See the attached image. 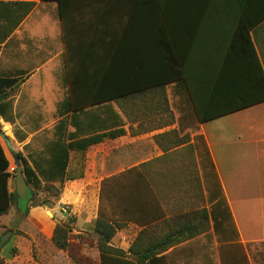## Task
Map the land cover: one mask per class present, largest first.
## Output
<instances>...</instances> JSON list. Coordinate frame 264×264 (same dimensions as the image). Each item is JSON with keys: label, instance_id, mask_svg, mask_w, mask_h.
<instances>
[{"label": "crops", "instance_id": "crops-1", "mask_svg": "<svg viewBox=\"0 0 264 264\" xmlns=\"http://www.w3.org/2000/svg\"><path fill=\"white\" fill-rule=\"evenodd\" d=\"M195 15L196 28L191 33L189 18ZM245 29H249L253 50L264 68V0H207L206 4L201 0V12L173 11L166 13L164 19L152 0H0V76L17 79L9 120L0 118L2 133L10 143L12 137L23 146L39 136L42 144L39 158H45V148L59 137L58 121L73 114L68 97L70 83L78 81L76 74L82 69L92 71L96 66L102 67L111 53L117 50L124 54V47L130 43L141 51L138 53L142 69L150 62L145 63L142 54L157 53L158 38H162L175 48L185 67L196 68L199 83L201 55L209 53H213V66L227 70L234 81L240 83V73H245L242 84L256 80L255 59L246 42ZM190 35L195 39L192 47L186 49ZM145 73L141 71L138 81H152ZM110 106L112 109L105 105L85 108L88 115L80 114L77 119L80 133L87 128L98 135L123 131L88 146L116 145L125 151L115 162L133 163L110 173L102 181L128 169L134 170L113 179L106 188L107 184H102L100 192L71 191L70 186H66L53 208L31 207L27 217L51 229L45 243L52 244L54 227L63 221V205L75 217L72 232L94 235L93 226L102 198L106 201L104 210L109 212L106 215L116 218V197L122 184L141 176L148 180L162 208L152 207L153 214L163 210L168 217L201 208V178L207 189L201 143L208 151L239 241H264V235L245 238L239 230L241 227L264 229V102L199 122L183 85L173 81L136 93L124 99L121 106L113 102ZM112 111L117 117H112L111 121L120 123L111 128ZM47 117H54L53 124H47ZM20 118L21 124L18 123ZM15 125L20 131L14 129ZM75 130V126L66 124L64 138ZM1 146L3 148L2 143ZM73 152H70V160ZM5 156L8 159L6 153ZM9 171L12 172L10 162ZM15 177L16 172L9 178L10 191H15ZM13 208L21 212L15 206L9 212ZM55 209L62 215L56 216ZM9 212L0 215V219ZM0 229H3L2 224ZM140 229L128 222L115 233L111 242L127 249ZM175 247L164 254L168 255ZM84 250L99 264L96 247ZM58 254L70 260L65 251L56 249L54 255L45 258L44 264H56Z\"/></svg>", "mask_w": 264, "mask_h": 264}, {"label": "trees", "instance_id": "trees-1", "mask_svg": "<svg viewBox=\"0 0 264 264\" xmlns=\"http://www.w3.org/2000/svg\"><path fill=\"white\" fill-rule=\"evenodd\" d=\"M152 1L162 19L166 13L173 11L191 14L201 12V0ZM206 2L207 0H204V4ZM29 7H31L30 4L27 5L28 9ZM196 19V15L191 20L189 18L188 28L191 33L195 31ZM251 26L250 24L248 28ZM245 30V39L252 51L256 66L254 73L256 80L245 84H242L245 73H240L241 81L238 83L230 77L227 70L216 69L212 62L213 53L201 55L203 60L201 61V83H199L196 68L185 67L183 61L179 59L178 53L174 51L175 48L162 41V38H158V48L155 49L157 53L142 54L144 62L150 60L148 67L145 65L144 69L139 66L140 54L138 52L141 51L135 45L133 46V43L124 47V54L117 50L111 53L102 67L96 66L92 71L82 69L76 74L78 81L69 85L68 106L74 108L73 114L58 121L59 137L45 148L46 157L39 158L30 164L20 152H17L25 182L36 191H41L44 194L43 198L29 201L30 196L19 198L16 191L9 190L8 181L9 178L14 177L16 169H13L12 172L9 171V161L0 143V215L7 214L13 206L24 212V215L31 207H53L60 199V188L64 181L73 180L67 175L70 152H85L88 146L99 142L103 137L113 138L123 132L119 129L98 135L90 133V129L87 128L88 130L81 129L80 133V123L77 119L80 114L88 115L85 108L105 105L112 109L110 106L112 102L121 106L124 99L132 97L136 93L173 81L183 85L199 122H207L264 102V68L253 50L248 35L249 29ZM194 39V35H190L186 49L192 47ZM141 71H145V75L152 77V81H138ZM151 72L153 74H150ZM233 76L237 79L236 74ZM80 79L86 82H81ZM16 88V78L0 76V118L6 121L9 120L8 113L12 107L11 96ZM112 117H117L113 111L109 119L110 127L119 126L120 122L111 121ZM68 123L75 126L76 130L73 133H68L64 138L63 127ZM104 127H106V120H104ZM0 134H2L1 124ZM79 136L83 137L79 138ZM201 152L209 206L175 213L168 217H165L163 210L159 214H153L151 208H160L161 205L148 180L141 176L124 182L116 197L118 216L116 218L108 216L99 210L94 222L93 245L89 246L96 247L98 250L99 264H166L167 254L164 252L169 248L196 236L207 235L210 229L219 237L221 236L222 241L235 242L241 248L242 256L246 260L244 247L238 243V234L222 196L213 164L202 143ZM133 170L134 168L128 169L115 178L129 175ZM115 178L107 179L103 181V184H106L108 180L110 183ZM128 222L141 227V229L127 249H123L113 245L111 240L115 233ZM71 231L69 222L56 223L51 242L57 249L68 251V256L78 263L80 259H75L70 253L72 250L69 238ZM2 247L3 243L0 239V253ZM88 263L94 264V261L89 258L87 259ZM0 264H3L1 255Z\"/></svg>", "mask_w": 264, "mask_h": 264}, {"label": "rangeland", "instance_id": "rangeland-1", "mask_svg": "<svg viewBox=\"0 0 264 264\" xmlns=\"http://www.w3.org/2000/svg\"><path fill=\"white\" fill-rule=\"evenodd\" d=\"M121 103L123 105L124 101ZM46 121L47 124L51 125L53 124L54 117H47ZM22 122L23 120L20 118L18 123L21 124ZM15 128L20 131L18 125H15ZM10 140L12 141L13 150L20 152L23 157L28 158V161H37L39 159L42 147L39 136H35L33 141L26 146H23V143H16L12 137H10ZM0 142L9 159L10 170L17 169L18 166L15 163L14 157L2 137H0ZM124 151L125 149H118L116 145L109 144L88 148L82 153L73 152L67 170L68 177H72L73 180L64 181L60 188L61 191L66 186H70L71 191L84 189V193H88V191H94L95 193L102 191V180L104 178L112 172L127 168L133 164H117L115 162L116 157L124 153ZM19 166L21 167L20 164ZM24 183V197L30 194L29 201L44 197L41 191L33 189L25 180ZM107 183H109V180ZM111 183L110 181L109 184ZM56 186L59 185L56 184ZM108 186L107 184L105 188ZM37 193L38 195L36 196ZM207 202V189L205 184H202L201 178V207H208ZM105 206L106 201L102 198L99 210L108 214L109 212L104 210ZM63 207L65 208V212H62L64 215L63 221L69 222V226L73 228L75 217L66 205H63ZM29 210L30 208L27 213ZM54 211L56 216L62 215L57 209ZM46 214L50 217L48 212ZM46 214H43V216H46ZM79 221L80 218L78 217ZM0 224L3 226V229H0V239L3 243L0 255L3 258V264H44L45 258L55 254L57 248L52 244L45 243V237L51 234V229L33 222L27 217V214L24 215L13 208L7 217L0 219ZM239 230L245 238H260L264 235V229L241 227ZM69 238L72 247L70 253H72L75 259H80V261L75 263L71 257L68 256L70 260H67L65 255L60 257V254H58L56 264H87V259L91 256L84 252V249L91 247L89 246L91 244L93 245L92 239L94 236L87 232L75 233L71 231ZM220 238L222 237H219L210 229L207 235L202 234L201 236L199 235L182 242L167 255L166 264H264V241L242 243L238 239L240 246L244 247V252L246 253L245 260L242 256L241 248L235 242H224ZM66 253L68 255V251ZM94 264H98V262L94 260Z\"/></svg>", "mask_w": 264, "mask_h": 264}, {"label": "water", "instance_id": "water-1", "mask_svg": "<svg viewBox=\"0 0 264 264\" xmlns=\"http://www.w3.org/2000/svg\"><path fill=\"white\" fill-rule=\"evenodd\" d=\"M0 137H2L3 140L5 141L9 151L12 153V155L14 157L16 165L18 166L17 170H16V177H15V184H16L15 191H16L17 196L19 198H23L24 197V190H25V183L23 181L22 170H21V167L19 166L20 163H19V160H18V157H17V153L13 150V146L11 145V143L7 139V137L4 136L3 133L0 134ZM47 212L50 214L49 211H47Z\"/></svg>", "mask_w": 264, "mask_h": 264}, {"label": "built area", "instance_id": "built-area-1", "mask_svg": "<svg viewBox=\"0 0 264 264\" xmlns=\"http://www.w3.org/2000/svg\"><path fill=\"white\" fill-rule=\"evenodd\" d=\"M62 211L65 212V208L64 207L62 208Z\"/></svg>", "mask_w": 264, "mask_h": 264}, {"label": "flooded vegetation", "instance_id": "flooded-vegetation-1", "mask_svg": "<svg viewBox=\"0 0 264 264\" xmlns=\"http://www.w3.org/2000/svg\"><path fill=\"white\" fill-rule=\"evenodd\" d=\"M30 196L29 194L27 195V197ZM26 197V196H25Z\"/></svg>", "mask_w": 264, "mask_h": 264}]
</instances>
